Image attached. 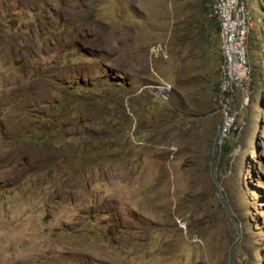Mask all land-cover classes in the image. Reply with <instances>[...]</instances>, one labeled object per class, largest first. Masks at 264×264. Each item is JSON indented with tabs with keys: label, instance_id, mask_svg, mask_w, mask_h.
I'll return each mask as SVG.
<instances>
[{
	"label": "rangeland",
	"instance_id": "1",
	"mask_svg": "<svg viewBox=\"0 0 264 264\" xmlns=\"http://www.w3.org/2000/svg\"><path fill=\"white\" fill-rule=\"evenodd\" d=\"M249 3L251 79L225 103L213 0H0V264H264Z\"/></svg>",
	"mask_w": 264,
	"mask_h": 264
},
{
	"label": "built area",
	"instance_id": "2",
	"mask_svg": "<svg viewBox=\"0 0 264 264\" xmlns=\"http://www.w3.org/2000/svg\"><path fill=\"white\" fill-rule=\"evenodd\" d=\"M213 13L220 22L221 84L225 103L231 102L236 88L251 79L248 39L253 26L249 0H213ZM246 93V89H244Z\"/></svg>",
	"mask_w": 264,
	"mask_h": 264
},
{
	"label": "trees",
	"instance_id": "3",
	"mask_svg": "<svg viewBox=\"0 0 264 264\" xmlns=\"http://www.w3.org/2000/svg\"><path fill=\"white\" fill-rule=\"evenodd\" d=\"M211 18H209V23H211L215 28H216V32L217 33H220V22H219V19L217 18V16L213 13V10L211 11ZM212 21V22H211ZM220 42H221V39H220ZM221 44V43H220ZM221 49V48H220ZM221 59H222V54H221ZM222 63V62H221ZM123 81V80H122ZM111 84H112V86H107L110 90H112V91H119V92H122L123 93V90L122 89H120V87L122 86L121 84H119L118 83V81L117 80H113V81H111ZM106 93V95H107V97H109V93L108 92H105ZM111 93V92H110ZM115 93V92H114ZM116 94V93H115ZM77 95V93H73V96L75 97ZM99 99H101L100 98V96H96V97H89L88 98V101L90 102V103H92V101H94V100H99ZM131 103V102H130ZM151 105H150V103L148 104L147 103V107H148V109H149V107H150ZM170 113H171V115L172 116H174V113L175 112H178V109H176V108H173L172 107V105L170 104ZM136 107H137V105H136V103L134 102L133 104H132V108H133V110H135L136 109ZM136 113V112H135ZM176 114V113H175ZM148 130H150V128H148ZM113 141V140H112ZM114 144V141L112 142V143H110V145H113ZM231 151H232V145L231 144H228L227 146H226V148L224 149L223 148V150L221 151V153H222V156H224V157H228L229 156V154L231 153Z\"/></svg>",
	"mask_w": 264,
	"mask_h": 264
},
{
	"label": "crops",
	"instance_id": "4",
	"mask_svg": "<svg viewBox=\"0 0 264 264\" xmlns=\"http://www.w3.org/2000/svg\"><path fill=\"white\" fill-rule=\"evenodd\" d=\"M221 43V42H220Z\"/></svg>",
	"mask_w": 264,
	"mask_h": 264
}]
</instances>
